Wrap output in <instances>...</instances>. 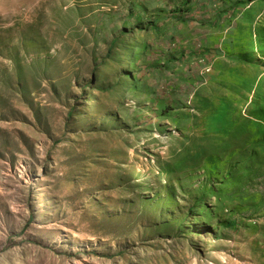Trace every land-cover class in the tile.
I'll return each instance as SVG.
<instances>
[{"label":"rangeland","instance_id":"obj_1","mask_svg":"<svg viewBox=\"0 0 264 264\" xmlns=\"http://www.w3.org/2000/svg\"><path fill=\"white\" fill-rule=\"evenodd\" d=\"M0 264H264V0H0Z\"/></svg>","mask_w":264,"mask_h":264}]
</instances>
